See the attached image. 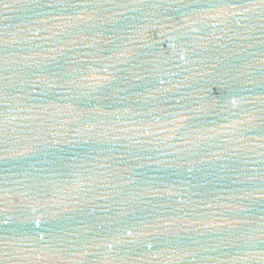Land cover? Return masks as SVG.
Here are the masks:
<instances>
[{
	"label": "water",
	"instance_id": "95a60500",
	"mask_svg": "<svg viewBox=\"0 0 264 264\" xmlns=\"http://www.w3.org/2000/svg\"><path fill=\"white\" fill-rule=\"evenodd\" d=\"M0 264H264V0H0Z\"/></svg>",
	"mask_w": 264,
	"mask_h": 264
}]
</instances>
